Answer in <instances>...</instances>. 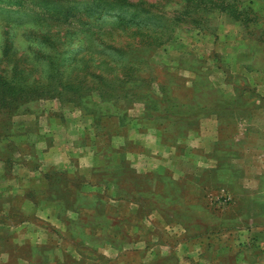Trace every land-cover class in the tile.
Masks as SVG:
<instances>
[{"label": "rangeland", "instance_id": "obj_1", "mask_svg": "<svg viewBox=\"0 0 264 264\" xmlns=\"http://www.w3.org/2000/svg\"><path fill=\"white\" fill-rule=\"evenodd\" d=\"M125 1L159 40L117 53L89 34L136 28L77 26L60 70L111 60L77 76L95 91L0 110V264H264V0ZM41 7L0 6L10 57L30 56Z\"/></svg>", "mask_w": 264, "mask_h": 264}, {"label": "trees", "instance_id": "obj_2", "mask_svg": "<svg viewBox=\"0 0 264 264\" xmlns=\"http://www.w3.org/2000/svg\"><path fill=\"white\" fill-rule=\"evenodd\" d=\"M184 1L186 3L184 10L187 14L192 8V11H196L201 6H206V4L218 6V8L227 12L237 11L233 10L236 0L227 1L232 3H226L225 0H217L216 3L212 1L203 2L204 0ZM40 3H42L41 8L44 10L42 12L44 19L35 22L29 19V22L33 25L25 28L24 32L26 37H32L35 43L34 47H31L33 50L30 56L27 58H13L8 53L10 47H0V110L15 111L20 104L30 100L33 96L56 95L57 88L79 92L83 88L80 82L77 81L78 77L87 79V73L90 72V69L95 70L103 65L113 66V62L108 59H102L94 65L92 58L85 59L81 57L72 60L74 55H71V57L66 58L73 62V68L67 67L66 70H60V67L64 64L63 55L74 51L77 53V49L80 48L79 45L83 42L81 38H76L77 31L74 29L77 26L98 27L94 21L100 17H106L117 22L116 28L122 30L136 28L137 30L134 31L139 34L138 41L131 37L119 41L108 40L112 36L110 34L113 33L98 35L94 33L100 32L95 31L89 34L88 40L91 38V44L93 42L95 46L103 49L107 48L117 53L124 49L147 48L159 40L160 37V35H153V32H150L149 37L141 34L139 27H141V22L144 20L143 16L148 13V6H143L142 2L131 4L125 0H0L1 7H13L18 11L21 8L34 7ZM239 4L240 2H237L235 8ZM244 12L246 13V10ZM246 18L242 20L246 22ZM8 19L9 21L5 23L6 26H11V21L18 18L13 16L12 19ZM7 31L8 29L5 31L6 35ZM72 72L76 75V78H74L76 82L74 83L69 81V75ZM36 74L39 77L36 78ZM42 80L47 84L40 83ZM92 88L83 90L87 92L95 91ZM106 94L109 95L108 92L104 93V95Z\"/></svg>", "mask_w": 264, "mask_h": 264}]
</instances>
